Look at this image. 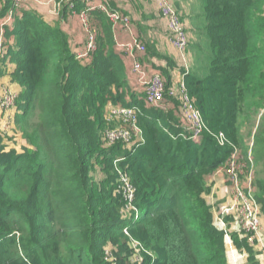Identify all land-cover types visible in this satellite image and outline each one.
<instances>
[{"label": "trees", "instance_id": "1", "mask_svg": "<svg viewBox=\"0 0 264 264\" xmlns=\"http://www.w3.org/2000/svg\"><path fill=\"white\" fill-rule=\"evenodd\" d=\"M200 2L208 46L204 52L194 47L184 85L208 129L193 140L176 99L166 94L162 107H150L142 89L131 84L126 54L114 50V28L104 12L89 11L96 47L77 61L58 22L46 21L32 5L0 0V21L11 16L2 40L14 41L3 61L15 64L11 80L21 88L13 133L25 142L21 152L0 146V264H227L226 234L247 253L246 264H258V251L245 238L214 225L204 196L205 178L234 149L246 151L239 131L245 105L255 112L264 104V50L258 43L264 0ZM67 10L64 3L62 19ZM146 49L145 69L148 57L174 68L171 59ZM153 69L168 88L169 72ZM118 106L138 110L144 141L130 149L104 142L105 131L119 125L107 116ZM254 164L251 187L264 216L261 156ZM121 175L134 190L141 214L136 222L123 217ZM131 241L139 244L137 254Z\"/></svg>", "mask_w": 264, "mask_h": 264}, {"label": "built area", "instance_id": "2", "mask_svg": "<svg viewBox=\"0 0 264 264\" xmlns=\"http://www.w3.org/2000/svg\"><path fill=\"white\" fill-rule=\"evenodd\" d=\"M13 1L16 5H22L30 4V2L33 3L34 0ZM63 1L67 4V11L71 14L74 12L76 1L86 5V3L90 0H61L62 3ZM152 1L155 6L156 14L165 21L168 38L177 52V61L181 68L180 74L174 78L170 82L169 87L166 88L165 82L159 74L155 73L150 75L148 78H145V68L140 61V58L145 53V48L139 40L134 39L130 42L119 44L118 47L126 54V56L129 57L131 61L130 69L132 73L138 77L136 87L142 89L144 92L145 104L150 107H162L165 96L168 95L169 97L176 99L179 103V115L184 122L185 129L190 134L189 138L197 140L203 131H207V128L203 123L199 112L195 109L191 98L188 96L184 85V76L189 72V58L187 54L188 37L186 33V25L170 0ZM100 2L101 3L98 5L86 8L85 10L87 13L89 14V11L98 9L107 15L113 25V28H116L117 26H122L124 28L130 27L131 22L128 16L120 14L118 11L109 8L106 0H102ZM49 3L53 6V13L59 14L61 9V7H59L60 2L54 5L55 1L49 0ZM85 10L80 11L77 14L81 20V25L84 31L83 45L75 52V59L78 61H84L96 47L97 28L95 26L94 28L92 27L93 24H91L90 20L88 21L89 17ZM10 17L11 16L9 15L5 19L9 20ZM5 23H2L0 27V62L3 60L5 52L2 40V29L5 26ZM15 96L16 95H14L6 86L0 83V114L13 109ZM137 113L138 110L135 107H110L107 116L109 120H118L119 125L105 131V144L111 145L115 141H120L126 148L130 149L135 144L143 142L141 130L137 125ZM10 129L11 123L8 121H0V138ZM215 138L218 144H224L225 139L222 134L215 135ZM250 149L246 152L244 158L240 155V151L234 149L233 153L222 167L223 171L226 172L227 182L231 186V197L233 201L232 220L237 227L236 234L240 239L245 238L249 245L255 246L264 259V242L261 235L263 227L261 225L260 206L255 199L254 190L251 187L253 171ZM247 164L249 168L246 173L249 174V178L245 179L248 184L244 186V183L239 179V173L243 169H246L245 167ZM121 182V190L126 202V209L123 211V217L133 218L135 221L139 220L141 218V214L139 209L133 205L134 190L125 176H121ZM125 212L127 214H125ZM124 233L127 234V231L124 230ZM225 239L227 243H233L228 234L225 235ZM130 246L136 254L139 252V244L137 242L131 241ZM140 259V257H136V261ZM261 264H263L262 261Z\"/></svg>", "mask_w": 264, "mask_h": 264}, {"label": "crops", "instance_id": "3", "mask_svg": "<svg viewBox=\"0 0 264 264\" xmlns=\"http://www.w3.org/2000/svg\"><path fill=\"white\" fill-rule=\"evenodd\" d=\"M101 0H90L85 4H81L83 7H80L79 10L74 9V12L69 14H65V17L62 19L61 14H54L53 13V6L51 3H49V0H34L32 6L36 9L37 13L46 21H49L50 23L58 22L60 27L63 29V31L70 36L72 39V46L74 52L78 51L84 42V31L81 25V20L79 16L77 15L81 10L84 8H89L90 6L98 5L100 4ZM110 3H114L116 9H118L120 14L123 13V15H131L133 19L135 20L136 27L137 25H140L141 28H144L146 30V35L145 38L142 36L139 37V34L137 33V29L134 27V25L131 23L129 28H124L122 26H117L114 28V40H115V46L114 50L117 52L119 47V43H127L130 42L134 39L140 38L148 43H151L154 48L159 52L160 55L166 56L171 61H173L175 67H176V62H177V52L173 48L165 27V21L158 17L156 14L155 6L152 1V6L154 9L153 17L147 21H143L146 17L143 15V12L140 11L139 9L136 10L133 8V6H128L126 3H123L122 5L118 6V2L109 0ZM183 0H175L176 6L179 8V12L183 18V21L186 23V33L188 37V47H187V52L190 54L189 57H192L191 55V45L192 42L195 41V37L192 36V33L190 31V26H191V21H187V17L191 16L189 11H186L184 9V6L182 5ZM114 7V8H115ZM110 8V7H109ZM61 11V9H60ZM59 11V13H60ZM129 17V16H128ZM2 17H0L1 19ZM130 22L131 18L129 17ZM90 20V19H89ZM6 22V23H5ZM91 24H94L93 20H90ZM9 24V20H1L0 21V27L1 24ZM95 26V25H94ZM3 30V29H2ZM5 39V38H4ZM14 46V41L13 39H8V40H3V47ZM190 48V50H189ZM120 50V49H119ZM115 51V52H116ZM145 57L146 55L142 56L140 59L142 62L145 64ZM124 59V62L126 64V69H127V74L129 78L131 79V84H133L134 87L137 86L138 82V77L132 73L130 67H131V61L128 56L122 57ZM176 61V62H175ZM148 66L147 69H145V78H148L150 75L155 74L156 71H154L153 66H159L162 69H166L167 72H169L171 76V81L178 76V71L171 70L166 66V62L164 60H158L156 58H151L148 57ZM150 64V65H149ZM16 66L13 62H10V60H5L0 62V83L4 86H6L14 95L16 96L19 94L21 91V88L18 84L14 83L11 80V74L14 72ZM171 70V71H170ZM148 71V72H147ZM170 81V82H171ZM12 112V113H11ZM16 110L14 108L12 110H7L6 112L0 114V121H8L11 123V129L8 130L7 133H5L1 139H0V146L4 148V150H16L17 152H21L22 147L25 146V142L22 141L21 137L17 134L13 133V128H14V116H15ZM6 116V117H5ZM253 169H254V164H253ZM206 184L209 187V192L204 196V199L208 205L211 206L212 208V215H213V223L214 225L220 229L221 227L217 223V220H222V222L226 225L231 224L230 231H226L227 233H236L237 227L234 224L232 218V209H233V201L231 197V186L227 182L226 177L224 176V171L223 167L218 168L214 173L211 175L207 176L205 178ZM262 216V227H263V232H262V237H263V242H264V216ZM232 221V223H231ZM236 235V234H235ZM225 243V248L227 251V263L228 264H234V259L235 257H238L240 259L241 264H244L245 260L243 259V254L238 251L237 253L233 254L232 251H228L229 247H233V243L229 244L227 243L226 239L224 241ZM254 251H257L255 247H253ZM256 258L259 264L262 263L264 264V259L261 255L260 252H258ZM259 257V258H258ZM261 258V259H260ZM260 259V260H259ZM238 264V263H237Z\"/></svg>", "mask_w": 264, "mask_h": 264}, {"label": "rangeland", "instance_id": "4", "mask_svg": "<svg viewBox=\"0 0 264 264\" xmlns=\"http://www.w3.org/2000/svg\"><path fill=\"white\" fill-rule=\"evenodd\" d=\"M54 1H55L54 5H56V2L57 3L60 2L59 7H61L65 2V1H63V3H62L61 0H59V1L54 0ZM106 1L108 3L109 7L110 8L112 7L111 9H114V10L116 9L114 3H112V2L110 3L109 0H106ZM112 1L118 2L119 3L118 6L122 5L123 3H126L128 6L132 5L133 8H135L136 10L139 9L140 11L143 12V15L146 17L145 19H143V21H147L154 16L153 15L154 9H153L151 0H112ZM170 1L173 3L175 9L179 12V8L176 6L175 0H170ZM31 3L32 2H30V4H27V5L30 6V5H32ZM182 5L184 6V9L186 11H189V13L191 15V16L187 17V21H188V23H189V21H191L190 31L192 33V36L195 37V41H193L192 45H191V50L189 48V50L191 51L192 57H189L190 54L187 52L188 58H189V71H190V69L193 65L194 47L196 45L200 46L199 48L202 52L207 50L208 41L204 35V28H205L206 23L204 20L203 6H202V3L200 2V0H183ZM84 10H85V8H84ZM81 11H83V10H81ZM116 11L120 12L118 9H116ZM85 12H86V14H88L86 10H85ZM179 14H180V12H179ZM128 16L131 18V23L134 25V27L136 29H137V27L139 28V30L137 29V33L139 34V37L142 36L143 38H145L146 30L144 28H141L140 25H137V27H136V24L138 22L135 23V20L133 19V17L131 15H128ZM180 16H181V14H180ZM181 18H182V16H181ZM182 20H183V18H182ZM185 25H186V23H185ZM92 27L94 28V24L92 25ZM259 38H260V33H257V39H259ZM138 40L144 46L145 52L147 51L146 47L147 48L151 47L154 51L157 52V50L154 48V46L151 43H148V42H146L140 38H138ZM258 43H260V45L263 47V50H264V34L261 33V39L258 40ZM157 53L159 54V52H157ZM144 54H146V53H144ZM175 64H176V67L174 65V68H171V70L173 71L176 69L178 71V75H179L181 72V70H180L181 68L178 64V61ZM143 67H145V64L143 65ZM239 131H240V136H241L242 148L246 150L244 152L245 153L248 152V150L250 149V146L252 148V149H250L251 150L250 155L252 156V171H254V169L256 167L254 164V157L255 156H261V168H262L264 166V104L261 106V108H259L255 112L254 111L249 112L248 106L245 105L244 111L239 118ZM244 152L243 151L240 152L241 156L245 155ZM253 164H254V169H253ZM247 170L248 169H245V170L243 169L239 173V179L241 182L244 183V186L246 184H248L247 181H245V179L249 178V174L246 173ZM224 176L226 177V172H224ZM226 180H227V177H226ZM261 215L262 214L260 211V218H261V225H262L263 221H262ZM217 223L219 224L221 229H225L226 231H230L231 224L225 225L222 222V220H220V219L217 220ZM231 223H232V221H231ZM234 234H236V233H234ZM236 236H237V234H236ZM238 239L242 240L239 237H238ZM230 250H233L232 251L233 254H235L239 251L235 247V245H233V247H229L228 251H230ZM240 252L243 254V259L245 260L244 264H246L247 263V253L243 250H241ZM225 255H226V261H227L226 248H225ZM234 263L241 264V261H240V259L235 258Z\"/></svg>", "mask_w": 264, "mask_h": 264}, {"label": "bare ground", "instance_id": "5", "mask_svg": "<svg viewBox=\"0 0 264 264\" xmlns=\"http://www.w3.org/2000/svg\"><path fill=\"white\" fill-rule=\"evenodd\" d=\"M57 1H59V0H57ZM13 3H14V1H13ZM57 3V2H56ZM110 4V3H109ZM112 8V7H111ZM84 10V9H83ZM114 10V9H113ZM116 10V9H115ZM102 12V11H101ZM61 13V12H60ZM60 13H59V15H60ZM89 20V19H88ZM110 21V20H109ZM120 44V43H119ZM177 58V57H176ZM78 61V60H77ZM1 62H2V60H1ZM181 70V69H180ZM148 72V71H147ZM190 72V71H189ZM189 74V73H188ZM1 77V76H0ZM185 83V82H184ZM187 94H188V91H187ZM16 95V94H15ZM12 113V112H11ZM6 117V116H5ZM202 118V117H201ZM208 129V128H207ZM183 133V132H182ZM185 134V133H184ZM215 134V133H214ZM175 135V134H174ZM183 135V134H182ZM190 135V134H189ZM203 135V134H202ZM142 137V136H141ZM202 137V136H201ZM143 138V137H142ZM179 139H181V138H179ZM178 139V140H179ZM211 139H213V138H211ZM171 140H173V139H171ZM184 140V139H183ZM144 141V140H143ZM105 142V141H104ZM115 142H117V141H115ZM141 143V142H140ZM138 144V143H137ZM136 146V145H135ZM117 166H118V164H117ZM116 168V167H115ZM118 169V168H117ZM124 175V174H123ZM126 175V174H125ZM122 176V175H121ZM125 205H126V203H125ZM136 221H138V220H136ZM135 221V222H136ZM127 231V230H126ZM145 250V249H144ZM259 254V253H258ZM140 256V255H139ZM259 258V257H258ZM261 259V258H260ZM259 259V260H260ZM138 264V263H137Z\"/></svg>", "mask_w": 264, "mask_h": 264}]
</instances>
